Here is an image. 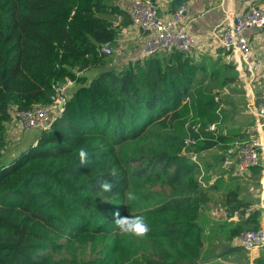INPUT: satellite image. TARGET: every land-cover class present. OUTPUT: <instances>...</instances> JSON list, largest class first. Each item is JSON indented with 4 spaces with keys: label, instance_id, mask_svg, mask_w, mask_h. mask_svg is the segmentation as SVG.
<instances>
[{
    "label": "trees",
    "instance_id": "1",
    "mask_svg": "<svg viewBox=\"0 0 264 264\" xmlns=\"http://www.w3.org/2000/svg\"><path fill=\"white\" fill-rule=\"evenodd\" d=\"M112 1L0 0V156L15 111L51 105L74 82L36 143L0 165V264H246L234 240L261 226L260 210L246 215L222 176L202 187L196 162L178 153L189 137L198 152L233 141L219 131L225 114L211 84L222 74L208 78L204 62L171 49L88 76L110 57L100 45L118 35L124 12ZM185 2L172 0L171 10ZM129 189L135 202L125 200ZM214 189H227L220 217L209 215ZM115 211L142 215L150 232L121 233Z\"/></svg>",
    "mask_w": 264,
    "mask_h": 264
},
{
    "label": "crops",
    "instance_id": "2",
    "mask_svg": "<svg viewBox=\"0 0 264 264\" xmlns=\"http://www.w3.org/2000/svg\"><path fill=\"white\" fill-rule=\"evenodd\" d=\"M134 1H112V4L118 5L124 12L121 21L118 20L117 15L114 19L115 27L118 28V35L115 41L111 43L113 67H119L116 64H127L129 61L141 57L143 31L131 23L128 13ZM152 1L163 17H169L173 12L170 6L172 0ZM259 2L264 5V0ZM185 3L187 9L184 21L197 38V44L191 54L197 61L205 63L208 78L215 71H220L222 74V76L214 79L218 81L214 91L216 95L221 96L222 111L225 114V120L219 125V131L234 137L233 141L251 135L261 137L264 141V121L258 123L256 114L258 102L264 96V27H253L246 31L251 44V59L260 63L259 70L251 74L248 72L244 61L238 62L232 59L231 48L223 42L225 27L233 21L236 14L242 11L244 4L240 0H186ZM120 27H124L125 30L122 31ZM227 64H231L232 69L223 67ZM224 77L226 80L222 83ZM54 114L55 111L53 110L50 113L51 117H54ZM19 126L20 123L18 125L15 118L8 123V138L19 133ZM214 150L224 154L220 162L223 171L209 181L212 182L216 177L222 176L225 183L230 185L228 191L234 192V196L238 200L248 203L247 206L243 207L246 209V215L255 209L260 210V222L261 226H264V148L261 151L259 163L261 169L256 170L250 167L244 171H239L236 168L231 156L226 153V149L221 150L215 147L202 152ZM1 164L8 163L3 161ZM226 190H212L215 197L217 192H221L224 196L222 206H219L220 213H224ZM239 216L240 213L235 212L233 217L238 218ZM234 243L240 245L238 238L234 240ZM247 255L249 262L246 264H264V243L247 250Z\"/></svg>",
    "mask_w": 264,
    "mask_h": 264
},
{
    "label": "built area",
    "instance_id": "3",
    "mask_svg": "<svg viewBox=\"0 0 264 264\" xmlns=\"http://www.w3.org/2000/svg\"><path fill=\"white\" fill-rule=\"evenodd\" d=\"M244 4L242 11L234 16L233 21L225 27L223 33L224 44L231 48L232 59L238 62H245L249 73L254 74L260 68L257 60L251 59L252 50L246 31L249 28L264 27V5L260 0H240ZM187 4L184 3L173 10L169 17H163L152 0H135L129 8L131 23L143 31V43L140 50L141 58L158 53L164 50L179 49L191 52L197 44L196 36L189 30L184 21ZM118 20H122V15H117ZM116 25L114 24V27ZM125 30L124 27H120ZM101 54L110 55L113 47L110 42L100 45ZM72 81H68L61 86L56 95L54 103L51 105L36 104L28 110L15 111V116L27 129L48 128L53 117L50 113L54 110L55 116L63 111L61 103L65 101L63 91ZM216 101L220 102L219 109H222L221 96L216 95ZM257 122L264 121V96L259 100L257 109ZM211 130L217 126H209ZM189 143H194V139L188 138ZM264 148V141L261 137L251 135L245 138H237L232 141L226 153L231 156L234 165L239 171L256 166L260 163L261 151ZM197 163L198 160L194 159ZM239 243L247 250H251L264 243V226L244 230L238 237Z\"/></svg>",
    "mask_w": 264,
    "mask_h": 264
},
{
    "label": "rangeland",
    "instance_id": "4",
    "mask_svg": "<svg viewBox=\"0 0 264 264\" xmlns=\"http://www.w3.org/2000/svg\"><path fill=\"white\" fill-rule=\"evenodd\" d=\"M109 56L110 57L108 58L107 64L105 66L98 69L86 71L85 73L91 77L94 76L99 70H102L107 67H112L114 65L113 58L111 54ZM125 64L126 63H124L123 65ZM116 65H118L119 67L123 66L122 64ZM217 82V80H211L212 86L215 87V85L218 84ZM73 87L74 82H71V84L67 86L66 90H68L69 92V90H71ZM66 90L64 92H67ZM15 120L18 125L20 123L19 133L14 137L9 136L7 146L3 151L2 155L0 156V163H2L3 161H6V163H11L15 156L19 155V153L26 150L31 143L35 144L36 139L39 136V129H27L25 126L22 125L18 117H15ZM178 153L180 155H184L185 159H189L190 161H195V157L197 158L198 163L195 161L196 166L194 168V176L195 179L200 182L202 187L206 186L210 179L214 178L218 175V173H221L223 171L220 166V162L222 161V157L224 156V154L219 153L217 150L198 152L195 147L186 139ZM212 194L214 198L213 203L210 206L209 215L213 217H220L221 213L219 212V206H222L224 196H222L221 192H217L216 197L214 196L215 193Z\"/></svg>",
    "mask_w": 264,
    "mask_h": 264
},
{
    "label": "clouds",
    "instance_id": "5",
    "mask_svg": "<svg viewBox=\"0 0 264 264\" xmlns=\"http://www.w3.org/2000/svg\"><path fill=\"white\" fill-rule=\"evenodd\" d=\"M79 164L86 166L89 163V152L85 147H80L77 150ZM112 176H116L115 170L111 172ZM113 185L106 180L99 182V188L105 193H109L112 190ZM125 200L128 203L135 202L137 195L131 189L125 192ZM113 223L119 229V231L126 235L135 236L137 238H145L150 232V227L142 215H128L121 216L119 211L113 213Z\"/></svg>",
    "mask_w": 264,
    "mask_h": 264
},
{
    "label": "water",
    "instance_id": "6",
    "mask_svg": "<svg viewBox=\"0 0 264 264\" xmlns=\"http://www.w3.org/2000/svg\"><path fill=\"white\" fill-rule=\"evenodd\" d=\"M64 103H65V101H63V102L61 103V107H64ZM51 115H53V114H51Z\"/></svg>",
    "mask_w": 264,
    "mask_h": 264
}]
</instances>
